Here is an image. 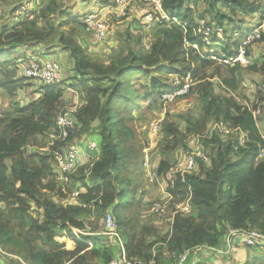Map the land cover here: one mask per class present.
Masks as SVG:
<instances>
[{
  "label": "trees",
  "instance_id": "obj_1",
  "mask_svg": "<svg viewBox=\"0 0 264 264\" xmlns=\"http://www.w3.org/2000/svg\"><path fill=\"white\" fill-rule=\"evenodd\" d=\"M202 1L206 9L198 12V0H161V9L169 20L154 22L148 29L141 24L151 35L149 47H143L141 33L133 35L126 31L122 44L117 46L120 49L112 52L106 61L93 60L77 41L57 31L52 20L65 11L58 0H45L32 18L20 21L11 29L2 28L0 95L11 104L9 112L0 114V245L4 252L12 254L10 245H15L26 264H108L118 248L112 239L97 230L98 222L110 214L127 257L144 261L143 255L156 242L148 244L132 232L137 204L129 201V197L137 194L133 177L141 166L142 145L132 128L137 90L127 94L126 86L128 78L136 75L148 80V85L141 86V95L150 103L167 102L161 101V95L179 90L189 77L191 82L186 94L190 92L200 105L198 117L186 115L183 133L167 122L161 131L165 148L157 174L166 180L168 194L174 196L170 201L173 210L175 204L184 203L191 194L190 213L172 214L171 232L163 239L174 255L168 264L185 250L220 247L230 231L255 230L264 234V159H258L260 149H264V137L258 126V122L264 121V81L258 75V81H253L257 94L252 98L251 109L247 107L248 95L241 93L247 75L264 73V53L253 60L249 46L248 66L219 64L207 58L210 50L204 49L210 45H205L196 34L199 25L223 28L232 17L240 20L255 14L261 17L264 0ZM54 35L73 62L71 83L65 89L78 95L82 108L67 140L49 145V138L57 134L56 117L65 105V89L41 87L35 101L20 105L16 95L23 90L25 79L19 75L16 64L28 56L21 57L16 50L32 49ZM260 42L264 43V33ZM238 43L228 39L221 46V53H210L233 59ZM168 75L177 76L180 85L169 89L162 81ZM215 82L223 95L214 93ZM257 110L259 113L253 116L252 112ZM94 123L97 131L93 140L98 154L91 165H84L70 176L73 186L75 177L85 190L77 196V202L85 207L58 205L46 196L55 191L50 179L52 164L55 166L53 151L86 133ZM214 124L223 130L236 131L222 135L215 130L209 138H204L207 161H199L192 174L185 175L184 180L177 178L170 188L167 180L170 163L166 153L179 145L185 146L183 140L188 136L189 140L193 135L207 134L208 126ZM240 133L246 135L244 144L240 142ZM38 138L45 146L49 145L46 151L37 142ZM86 168H89L88 178L84 173ZM43 190L47 193L43 194ZM57 192L60 198L65 197L60 189ZM165 198L164 195L158 201ZM30 203L42 210L40 220L30 215ZM74 229L90 235L78 240L72 234ZM12 232L19 238L13 239ZM64 236L73 241V249L65 250L57 241ZM103 237H107L109 247L103 245ZM244 246L255 255L248 253L243 264H264V246ZM145 257L148 260L145 263L154 261L149 255ZM154 264L160 262L156 260Z\"/></svg>",
  "mask_w": 264,
  "mask_h": 264
},
{
  "label": "rangeland",
  "instance_id": "obj_2",
  "mask_svg": "<svg viewBox=\"0 0 264 264\" xmlns=\"http://www.w3.org/2000/svg\"><path fill=\"white\" fill-rule=\"evenodd\" d=\"M44 1L45 0H42L41 5H37L36 11H38V9L43 6ZM48 1L49 0H46V2ZM107 1L108 0H58V4L61 5L62 10L65 11L61 17L54 18L52 20V24H54V27H56L57 31L63 36H65L66 38L72 37L75 41H77L83 51L95 61H106L107 57L112 54V52L118 51V49L120 48H117V46L122 44L126 31H129L133 35L141 33L143 35V47L147 49L151 43V35L147 32V30L142 28L141 22L143 19V14L146 11H150L151 13H153L154 9L151 3L144 2H137L133 5L130 4L126 9L124 15L120 18L106 16L104 20L108 32L106 34V40L104 41L105 43H96L92 36V32L88 30L87 26V28L83 26L84 24H82V21L87 13L107 6ZM198 1L199 3L196 9L198 12H201L202 10L206 9V6L204 5L202 0ZM18 3L20 5L17 8H13ZM24 3L25 0H0V32L2 31V28L6 27L5 25L8 23V20L14 14L16 16L14 17L18 18V21L21 20L19 16L21 15V7L24 5ZM256 24H261L260 27L264 29V13L261 17L258 14H255L249 17H244L242 18V20L233 17L227 20L223 24V28L220 27L221 29H218V36L213 32L210 35V38H208L210 47L209 49H204L205 52H208V50H210L208 52L209 56L207 58L211 60L210 56H213L210 53L211 51L221 53V46L224 47L228 39H230L233 44L238 42V44H240L239 40H241V37L255 28ZM12 27H14L13 22H11L9 29H11ZM211 29L213 31L215 28L211 27ZM213 38L214 43L211 42ZM262 44L264 43H261L260 41L254 42L252 44L250 51L253 60L260 58V56L262 55L260 54L262 53ZM36 46L41 48V50H39L40 52H44L50 56L49 58L45 59H52L60 65L63 76L60 86L64 87V89L68 87V85H70L71 83L73 62L69 56V52L65 51L63 49V46L58 43L57 36H51L47 39L46 42L37 44L34 46V48ZM16 53L21 55V52H18V50H16ZM34 53L35 52L32 50L29 54H26L29 57L35 56L36 54ZM37 56L44 57V55L41 54H37ZM26 59L27 58H24L23 60L25 61ZM16 65L19 67L21 64L19 63V61H17ZM257 75L260 80L264 81V73L257 72L256 75H247V79L243 84V87L241 86V93H244L249 97L250 101H247V107L249 109H251L252 107V98L257 94L256 86L253 83V81H258V79H256ZM147 81L148 80L144 78V76L136 75L128 78V86H126L127 94L131 93L133 90H137V93L134 96L136 105L132 111V128L136 134L137 139L142 145L141 166L136 175L133 177V183L137 187V194L129 197V201H131L133 204H137L136 222L133 226L132 232L137 236V239L145 240L148 244L156 242V244L148 250L149 252L147 251V253L143 255L144 261H148L145 256L149 255L150 259L154 258V261L158 260L160 264H168L174 258V255L173 253L169 252L167 245L164 243L163 239H166V235L171 232L170 220L172 218L171 215L175 211L172 208V202L170 205V201L168 202L167 207L164 209V212L160 213V215L151 211V203L163 199L165 193L162 194V191L168 193V190L166 188V180L162 181L157 174L158 179L150 181L148 173H157L161 156L163 155L162 150L165 148L164 144H162L163 142L161 133L163 123L167 122L168 124H171L175 128H177L181 133H183V131L185 130L186 115L198 117L200 105L196 98L191 97L190 92H188V94L180 99L176 98L165 103H158L159 101L157 103H150L141 95V86L148 85ZM162 81L169 87V89L176 88L180 83L179 78L174 75L164 76L162 77ZM23 83V90L19 91L16 95V100L20 105H26L28 102L31 103L35 101L39 95V89L43 87L39 83L27 79H25ZM72 93L73 91L65 89L64 95H67L69 97V94ZM214 93H221L223 95V92L220 90V88L216 86V82ZM234 96H237V93H235ZM74 101L78 100L74 99L72 101H67L63 99L65 105L71 104V102L73 103ZM10 110L11 104L8 103V100L4 96L0 95V114L9 112ZM257 111L252 112L253 116L257 115ZM262 113L264 114V109L262 110ZM258 126L260 128L261 135L264 137V121L258 122ZM96 127L97 123L92 124L90 129L86 131V133H82L80 136L74 137L73 142L80 145L81 143L87 142L88 144V141H94L93 136L96 134ZM208 129V133H205L203 135L210 137L211 125L208 126ZM232 135L234 134H231L230 136ZM188 137L183 140V144H185V146L179 145L174 151H169L166 153L170 166H172L177 161H180L188 151V148L186 147ZM38 140L37 142L43 144L40 138H38ZM241 140L242 139H240V142ZM50 143L51 139L48 141V144ZM48 146L49 145L45 146L43 144V151H46L48 149ZM206 151L208 153L210 152L208 149ZM88 154L90 156V161H93V159L96 158L98 154V147L96 146L95 151L88 152ZM234 157L236 158V155ZM233 161L235 160L233 159ZM83 163H85L84 165H86V160H84ZM144 163H147L146 168L144 167ZM84 165L82 167H84ZM88 172L89 168H86L84 170V173L87 178ZM56 176V167L53 163L50 179L55 184V191L52 194H48L46 190H43L42 193H47L46 196H50L51 200L54 203L58 205H69L70 203H73V201H70L69 198V195L71 193L69 191L70 189H73L72 191H75L78 194L85 192L84 188L81 186L80 181L77 178L74 177V180L76 181L75 186H73L72 177L70 178V182L68 184L62 185L56 180ZM167 176L170 177L169 175ZM76 177L78 176L76 175ZM87 182L89 183V181ZM169 187L172 188L171 183H169ZM59 189L63 191L65 195L64 198L59 197L57 192ZM29 205L30 215L33 218L40 220L42 217V210L36 208L33 203H30ZM101 229L102 221L100 220L98 222L97 231H102ZM12 237L13 239L19 238L16 232H12ZM68 239L69 238H67L66 236L57 239V241L63 245L65 250H68L71 247L73 248V244L68 242ZM101 240L103 245H105L106 247L110 246V242H108L107 237H103ZM10 249L13 250L12 254L15 255L4 252L0 245V264H26L19 257V249L15 245H10Z\"/></svg>",
  "mask_w": 264,
  "mask_h": 264
},
{
  "label": "built area",
  "instance_id": "obj_3",
  "mask_svg": "<svg viewBox=\"0 0 264 264\" xmlns=\"http://www.w3.org/2000/svg\"><path fill=\"white\" fill-rule=\"evenodd\" d=\"M42 0H25L24 5L21 7V16L25 17V19L32 18L33 14V7L35 4L39 3ZM137 2H144V3H151L153 6L154 12L151 13L150 11H146L143 14L142 24L145 28L152 27L154 22L161 23L162 21L169 20L166 14L161 9V0H109V5L105 6L104 8H100L98 10L91 11L87 13L82 23L84 26L88 27V30L92 32V36L96 43L103 44L106 40L107 28L105 25V17L106 16H113L114 18H120L124 15L126 9L129 7L130 4L137 3ZM261 25V24H260ZM259 24L255 25L251 31L244 34L241 38V42L237 49V54L233 59H227L222 54L221 57L210 56V59L224 65H234L239 64L241 67H246L249 64V59L247 58L246 54L248 52V47L252 46L254 42H259L261 39V34L264 33V29L260 27ZM86 27V28H87ZM220 27L215 28L213 31L211 27H204L199 25L198 30L196 32L197 37L204 43L205 45H209L208 38L214 32L217 36L219 35ZM223 33V32H222ZM237 36V35H236ZM238 38V37H237ZM216 39V38H215ZM239 39V38H238ZM187 44L186 42L184 43ZM196 49V46H193ZM262 52L264 53V44H262ZM27 59L20 60L19 63L21 64L19 68V75L24 79L35 81L39 83L41 86H52V87H61L60 83L62 81V70L60 65L52 60V59H45L39 56H29L26 57ZM187 81V82H186ZM191 80L189 77L185 78L184 85L177 91L173 93H163L161 95V101H170L174 97L186 94L189 89V83ZM180 85V83H179ZM82 108V102L74 101L73 103L68 105H64L60 112L56 117V131L57 134L51 136V143L52 145L54 141L65 142L69 137V134L72 129H74L76 124V117L79 111ZM259 110L257 111V114ZM218 131L222 135H227L236 130H222L216 124L211 126L210 135L214 131ZM230 132V133H229ZM209 138L205 135H193L189 138L187 142L188 151L183 156L180 161H177L172 166H170L167 175V180L171 183L172 188L174 187V183L177 178H181L184 180L185 175L192 174L197 167L199 161L205 163L207 161V155L204 152L203 146V139ZM241 144L247 142V138L243 133H240ZM85 143V148H81V145L75 142L66 143L63 145L58 146L54 151L55 156V167H56V180L60 184H68L70 182V176L77 173V171L85 164L83 163L86 160V165L90 164V156L88 152H93L96 149L95 141H88ZM92 159V157H91ZM258 159H264V149H260L258 153ZM91 165V164H90ZM147 163H144V167L146 168ZM89 175V172L87 173ZM148 177L150 181L157 180L158 176L157 173H148ZM162 181L163 178H160ZM165 193V194H164ZM162 194L165 195V199L163 201H154L151 203V211L153 213H160L164 212V209L167 207V204L172 199V195H169L166 192L162 191ZM78 193L73 191L70 193L69 198L70 203L69 205H80L85 207L82 204L77 202ZM190 192L188 198L185 200L184 203L175 204V212L188 214L190 213L189 201H190ZM168 199V200H167ZM167 200V202H166ZM172 215V218H173ZM103 235L108 236L112 239L117 246L118 250L115 253L114 257L108 264H154V261L151 260L148 263L138 259H129L126 255V251L124 248V244L120 238L118 233L117 225L115 224L112 216L107 214L105 219L102 221V231ZM239 233L243 235L244 243L246 246L255 247V246H264V234H261L255 230H238V231H231V234ZM73 236L80 240L82 236L90 235L87 231H79L73 230ZM213 251H217L211 249ZM192 250H185L180 255H178L171 264H186L190 253Z\"/></svg>",
  "mask_w": 264,
  "mask_h": 264
},
{
  "label": "crops",
  "instance_id": "obj_4",
  "mask_svg": "<svg viewBox=\"0 0 264 264\" xmlns=\"http://www.w3.org/2000/svg\"><path fill=\"white\" fill-rule=\"evenodd\" d=\"M22 2V1H21ZM44 4V3H43ZM20 4L18 3L13 8H17ZM41 5V3L39 4ZM37 10V4L33 7V13ZM15 14L8 20V23L4 27L5 29H9V26L11 25V22H13V26L17 25L20 21L24 20L25 17L19 16L21 18L20 21H18V18L14 17ZM18 52L20 51L21 57L27 56L32 50L35 52L34 54H41L44 55L42 58H49L50 56L44 52H40V47L36 46L32 49H17ZM27 53V54H26ZM35 55V56H36ZM41 57V56H40ZM37 97V95H36ZM64 99L67 101H72L74 99L79 101L78 95L73 92L72 94H69V97L67 95H64ZM69 99V100H68ZM29 103V102H28ZM27 103V104H28ZM81 148H85V143H81ZM63 238V237H62ZM67 241V240H66ZM68 242L73 244L74 243L71 239H68ZM244 238L243 235L239 233L231 234V231L224 237L222 241V245L217 248H197L191 251L189 259L187 260L186 264H243L246 259L247 255L249 253L250 256H254L255 252L253 250H246L244 246ZM70 249H73L72 247ZM217 250L216 252L211 250ZM69 250V249H68Z\"/></svg>",
  "mask_w": 264,
  "mask_h": 264
}]
</instances>
